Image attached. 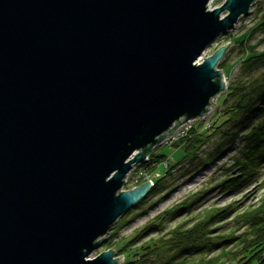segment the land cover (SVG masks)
<instances>
[{
  "label": "water",
  "instance_id": "water-1",
  "mask_svg": "<svg viewBox=\"0 0 264 264\" xmlns=\"http://www.w3.org/2000/svg\"><path fill=\"white\" fill-rule=\"evenodd\" d=\"M210 1L0 0V264L123 263L87 257L153 186L126 174L225 93L233 42L198 59L257 0Z\"/></svg>",
  "mask_w": 264,
  "mask_h": 264
},
{
  "label": "rangeland",
  "instance_id": "rangeland-1",
  "mask_svg": "<svg viewBox=\"0 0 264 264\" xmlns=\"http://www.w3.org/2000/svg\"><path fill=\"white\" fill-rule=\"evenodd\" d=\"M223 1L211 0L210 5L212 7L220 6ZM250 10L251 12L247 16L239 19L233 30L219 35L202 55L206 57L214 52L216 48L232 41L233 45H231V48L224 56V73L228 81L250 75L248 71L241 72V59L248 55V47H254L257 51L264 49L263 29L255 28L250 37L247 38L250 27L264 15V0H257ZM262 27L264 28V26ZM241 40L245 42L239 45L238 42ZM223 99L224 94H220L216 103V110H214L213 115L210 117L212 121L219 117L222 118L218 115V110ZM199 122L200 118L196 119L195 123L198 128L200 127ZM217 122L219 124L221 120ZM224 129H227V126H224ZM227 141L222 136V132L214 134L198 151V159L200 161L194 170L191 162L186 159H183L180 163L177 162L183 155L182 148L170 145L155 147L152 152L163 155L165 161L169 165H172L169 172H167V168H164L163 162L159 163L156 167V170H159L162 176L165 174L164 179L161 181L163 186L160 188V191L151 195L146 202L131 207L122 215L115 223L114 229L112 228L109 231L107 239L87 258H92L112 247L115 250V254H118L120 251H116V249H119L118 247L121 243H125L132 237H135L142 229L147 228L146 230H148L152 226L153 228L149 229L146 233L142 232L133 244L128 245L125 248L126 250H123L126 251L123 253L125 255H123L124 259L131 261L137 255L143 253L140 246L145 245L148 238L168 237L177 226H190L200 212L210 207L218 210V212L219 209H224L227 212L225 216L220 217L215 224H212V226H216L214 232L211 234L212 236L230 237L231 235H239L245 226H239L235 221L236 217L244 213L247 214V211L260 203L264 197V164H262L258 173L251 176L248 181L243 182L235 189L228 188L229 185L227 187L217 185L224 178H229L230 176L239 178L243 175L241 174L242 170L234 162L235 158H240L238 157L240 149L236 148L235 145L242 147V141L236 140L231 146L226 143ZM214 149L219 150V156L213 160L209 159L207 164L202 163V159L207 158ZM149 168H152L151 171H153L155 167L153 165ZM128 187L130 186L127 184L124 186V188ZM204 191L206 192L200 193ZM194 193H197L199 197L192 203L191 207L184 210L178 209L170 216L165 213V211L167 212L170 209L176 210L180 202ZM164 216L168 217L161 222ZM154 223L157 225L154 226ZM228 246H231V244H224L222 247L211 252H190L184 254L179 253L176 248L165 249L160 250L158 254L155 252L151 253V255L147 256V260L142 261L140 259L137 262L139 264H201L206 260L205 258L215 255L220 249H225ZM119 255H122V253H119ZM140 258H143V256H140ZM219 260L222 264H235L234 260H228L226 257H222Z\"/></svg>",
  "mask_w": 264,
  "mask_h": 264
},
{
  "label": "trees",
  "instance_id": "trees-1",
  "mask_svg": "<svg viewBox=\"0 0 264 264\" xmlns=\"http://www.w3.org/2000/svg\"><path fill=\"white\" fill-rule=\"evenodd\" d=\"M262 26H264V15L250 27L247 38L250 37L257 27L264 30ZM244 42V40H241L238 43L242 45ZM247 52L248 55L241 59V72L248 71L250 75L228 81L224 99L218 110V115L222 118L219 117L220 119L217 118L211 121V125L207 129L198 128L195 123L184 138H181L171 145L183 149V155L177 162L180 163L183 159H186L191 162L194 170L200 161L198 159V151L214 134L222 132V136L228 140L226 143L230 144L229 146L236 140L242 141V147L235 145L236 148L240 149V155L238 156L240 158L234 159L236 165L242 170L241 174L243 175L239 177L241 179L239 180L238 177L230 176L217 183V185H221L222 187L229 185L228 188L233 189L258 173L262 164H264V49L257 51L254 47H248ZM224 62L225 58L223 57L218 63V67L223 70ZM218 119L221 120L219 124L217 122L219 121ZM199 125L201 126L202 124ZM224 126H227V129H224ZM219 154V150L214 149L201 162L207 164L209 159L213 160ZM151 155L153 160H158L159 163L165 161L161 154L151 152ZM171 166L167 164L164 168H167L166 170L169 172ZM164 177L165 174L155 179L149 193L134 206L146 202L151 195L159 192L163 186L161 181ZM198 197V194L194 193L192 196L180 202L176 210L170 209L167 212L165 211V213L170 216L178 209L184 210L185 208L191 207L192 203ZM261 200L260 203L248 210L247 214L244 213L236 217V223L239 226H245L239 235H231L230 237L212 236L211 234L216 228L212 224H215L220 217L225 216L227 212L224 209H219L218 212V210L210 207L200 212L190 226H177V228L171 231L168 237L148 238L145 245L140 246L143 253L137 255L131 261L124 259L122 264H139L137 260H147V256L151 255V253L155 252L158 254L160 250L165 249L170 250L176 248L179 253L183 254L190 252L202 253L204 251L211 252L216 250L224 244H231V246L220 249L215 255L205 258L206 260L201 264H222L219 262V259L222 257H226L231 261L234 260L235 264H264V197ZM168 216H164L161 222ZM156 225L154 223V226ZM151 228L153 227L150 226L149 229ZM146 229H142L140 233L132 237L129 241L121 243L118 247L119 249H116V251H120L119 253L122 254L125 253L126 251L123 250H126L125 248L128 245L133 244L142 232L146 233L149 230ZM232 242L235 243L232 244ZM119 253L116 255H119ZM140 256H143V258H140Z\"/></svg>",
  "mask_w": 264,
  "mask_h": 264
},
{
  "label": "built area",
  "instance_id": "built-area-1",
  "mask_svg": "<svg viewBox=\"0 0 264 264\" xmlns=\"http://www.w3.org/2000/svg\"><path fill=\"white\" fill-rule=\"evenodd\" d=\"M210 4H211V1L209 2V6H210V8H212V6ZM225 79H226V76H225ZM226 83L228 84L227 79H226ZM217 101H218V97L213 99L212 107L210 106L211 108H209V110L202 117H198V118H200L199 124H202L200 126L201 129H207L211 125L212 120L210 119V117L213 115L214 110H216ZM198 118H196V119H198ZM196 119L188 120V122L187 121L182 122L179 126L176 127L174 132L172 134L168 135L167 137H165L159 145H170L171 146L175 142L180 140L181 138H184L189 133V131L192 129V127L194 126ZM155 147H157V146H155ZM167 164L168 163L166 161L163 162L164 167H166ZM153 165L155 168L153 169V171H151L152 168H149V167H151ZM158 165H159L158 160L157 161L153 160V157H152L151 152H150L148 155H146L145 161L143 163H139V164L134 165L131 168V170L126 174V176L124 178V185H123L122 189L123 190L124 189H130V188H132V187H134V186L138 185L139 183L146 181V180H151L153 183L155 178L162 176L161 172L159 170H156V167ZM126 184L129 185L130 187L124 188V186Z\"/></svg>",
  "mask_w": 264,
  "mask_h": 264
},
{
  "label": "bare ground",
  "instance_id": "bare-ground-1",
  "mask_svg": "<svg viewBox=\"0 0 264 264\" xmlns=\"http://www.w3.org/2000/svg\"><path fill=\"white\" fill-rule=\"evenodd\" d=\"M204 59V57L202 56L201 58L198 59V62L201 63V61ZM194 119V118H193ZM193 119H189V120H193ZM188 121V120H187ZM115 226V225H114ZM113 226V227H114Z\"/></svg>",
  "mask_w": 264,
  "mask_h": 264
}]
</instances>
